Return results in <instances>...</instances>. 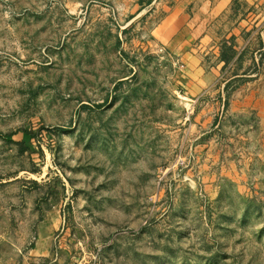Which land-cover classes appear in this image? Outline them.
I'll return each mask as SVG.
<instances>
[{
    "label": "rangeland",
    "instance_id": "obj_1",
    "mask_svg": "<svg viewBox=\"0 0 264 264\" xmlns=\"http://www.w3.org/2000/svg\"><path fill=\"white\" fill-rule=\"evenodd\" d=\"M83 263L264 264V0H0V264Z\"/></svg>",
    "mask_w": 264,
    "mask_h": 264
},
{
    "label": "crops",
    "instance_id": "obj_2",
    "mask_svg": "<svg viewBox=\"0 0 264 264\" xmlns=\"http://www.w3.org/2000/svg\"><path fill=\"white\" fill-rule=\"evenodd\" d=\"M236 27L239 29V32H241L242 31V25H241V23H238L237 25H236ZM255 27H257V26H255ZM245 31L247 30V29H244ZM234 41H237V39H234ZM233 49H235L236 50V48H234V46H233ZM242 51V48L239 50V53ZM236 54H235V56H238L237 54V52H235ZM235 57H233V59H234ZM241 76H243V75H241Z\"/></svg>",
    "mask_w": 264,
    "mask_h": 264
},
{
    "label": "trees",
    "instance_id": "obj_3",
    "mask_svg": "<svg viewBox=\"0 0 264 264\" xmlns=\"http://www.w3.org/2000/svg\"><path fill=\"white\" fill-rule=\"evenodd\" d=\"M221 57L223 59L222 61H226L227 60V56H225L223 53H222V56ZM10 137H11L10 135H4L3 136L4 140H6V141H10Z\"/></svg>",
    "mask_w": 264,
    "mask_h": 264
},
{
    "label": "built area",
    "instance_id": "obj_4",
    "mask_svg": "<svg viewBox=\"0 0 264 264\" xmlns=\"http://www.w3.org/2000/svg\"><path fill=\"white\" fill-rule=\"evenodd\" d=\"M97 253V252H96ZM83 264H87V263H83Z\"/></svg>",
    "mask_w": 264,
    "mask_h": 264
}]
</instances>
